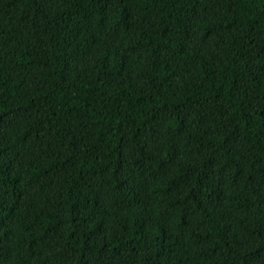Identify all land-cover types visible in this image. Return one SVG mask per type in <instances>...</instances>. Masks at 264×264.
I'll return each mask as SVG.
<instances>
[{
	"label": "trees",
	"instance_id": "1",
	"mask_svg": "<svg viewBox=\"0 0 264 264\" xmlns=\"http://www.w3.org/2000/svg\"><path fill=\"white\" fill-rule=\"evenodd\" d=\"M0 264H264V0H0Z\"/></svg>",
	"mask_w": 264,
	"mask_h": 264
}]
</instances>
